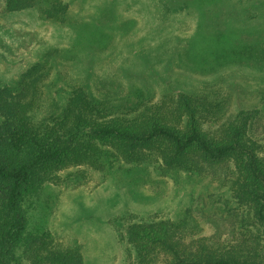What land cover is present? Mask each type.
Segmentation results:
<instances>
[{"label":"rangeland","instance_id":"obj_1","mask_svg":"<svg viewBox=\"0 0 264 264\" xmlns=\"http://www.w3.org/2000/svg\"><path fill=\"white\" fill-rule=\"evenodd\" d=\"M60 1L67 6L62 22L41 19L36 9L8 12L0 0V85L17 83L27 68L42 63L39 119L81 86L97 99L119 102L124 118L181 93L215 94L227 100L228 110L215 123L200 119L203 131H216L243 112L251 118L250 134L264 147V23L247 29L233 25L200 38L192 13L151 23V0ZM216 1L222 0L199 4ZM225 1L241 13L259 6L257 0ZM194 36L180 57L156 47L174 37L179 48ZM100 149L96 164L48 172L28 214L31 234L49 236L51 245L75 251L85 264H137L128 228L162 222L188 247L235 251L264 264V229L231 196L227 161L173 169L148 153L124 160ZM164 260L163 254H153L150 264ZM14 264L28 263L20 258Z\"/></svg>","mask_w":264,"mask_h":264},{"label":"trees","instance_id":"obj_2","mask_svg":"<svg viewBox=\"0 0 264 264\" xmlns=\"http://www.w3.org/2000/svg\"><path fill=\"white\" fill-rule=\"evenodd\" d=\"M257 3L258 10L243 13L225 0L204 6L199 0H151L147 4L155 9L151 23H171L192 13L198 36L211 38L233 25L247 29L264 23V0ZM28 9H36L41 19L62 22L67 6L60 0H46L43 6L39 0H5L8 12ZM177 41L170 37L156 47L180 57L195 36L179 48ZM42 78L45 67L37 62L17 83L0 85V264L18 263L20 258L28 264H85L75 251L51 245L49 236L31 234L28 214L52 168L96 164L100 148L124 160H140L148 153L173 169L227 161L231 196L246 205L264 229V147L250 134L251 118L242 112L216 131L204 132L200 127L202 118L215 123L225 115L226 99L181 93L124 118L117 110L118 101L97 99L81 86L67 92L55 111L39 119ZM181 240L162 222H143L127 230L137 264H150L151 255L158 253L165 256L161 264H255L239 252L191 248Z\"/></svg>","mask_w":264,"mask_h":264}]
</instances>
